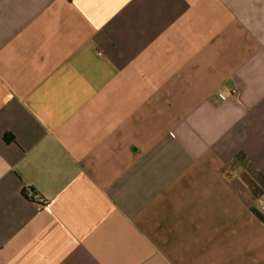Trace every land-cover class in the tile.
Instances as JSON below:
<instances>
[{"label":"crops","instance_id":"1","mask_svg":"<svg viewBox=\"0 0 264 264\" xmlns=\"http://www.w3.org/2000/svg\"><path fill=\"white\" fill-rule=\"evenodd\" d=\"M0 264H264V0H0Z\"/></svg>","mask_w":264,"mask_h":264},{"label":"built area","instance_id":"2","mask_svg":"<svg viewBox=\"0 0 264 264\" xmlns=\"http://www.w3.org/2000/svg\"><path fill=\"white\" fill-rule=\"evenodd\" d=\"M25 195L31 199L34 200L35 202H37L38 204H44L45 203V198L41 195H37L36 192L31 189V188H27L25 190Z\"/></svg>","mask_w":264,"mask_h":264}]
</instances>
